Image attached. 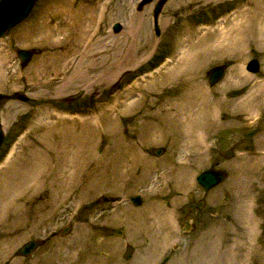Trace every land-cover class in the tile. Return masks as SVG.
I'll return each instance as SVG.
<instances>
[{
    "label": "rangeland",
    "instance_id": "1",
    "mask_svg": "<svg viewBox=\"0 0 264 264\" xmlns=\"http://www.w3.org/2000/svg\"><path fill=\"white\" fill-rule=\"evenodd\" d=\"M139 1L37 0L0 38V94L28 97L0 101V264H264V108L251 116L241 111L255 95L264 99V41L243 16L248 8L263 11L264 0H166L158 34V0ZM91 9L104 10L103 35L129 37L132 50L147 47L135 64L96 84L75 73L87 61L73 51L80 38L61 32L54 42L47 34L75 22L70 11ZM236 24L243 26L232 39L245 40L243 48L200 60L198 46L212 38L206 33L224 27L217 32L224 34ZM20 49L31 52L25 63ZM190 49V64L171 79ZM252 58L260 63L254 73L246 70ZM216 65L225 74L210 85L207 72ZM71 95L69 110L56 102L52 111V101ZM183 105L188 130L179 122ZM71 114L82 123L67 119ZM159 147L157 156L152 150ZM72 157V167L95 161L77 171L64 164ZM209 167L226 177L204 190L195 177ZM135 194L137 208L129 201ZM187 216L194 227L182 231ZM30 239L39 247L19 255Z\"/></svg>",
    "mask_w": 264,
    "mask_h": 264
},
{
    "label": "bare ground",
    "instance_id": "2",
    "mask_svg": "<svg viewBox=\"0 0 264 264\" xmlns=\"http://www.w3.org/2000/svg\"><path fill=\"white\" fill-rule=\"evenodd\" d=\"M13 7L17 6L20 7L21 4L17 2H13ZM20 9V8H19ZM18 10V9H17ZM244 14L243 16L246 17V22L248 24V29L251 30V32L254 29V25L257 26V31L259 33V41L263 43L264 41V10L263 11H256V9L253 8H248L246 10H243ZM242 12V13H243ZM246 12V13H245ZM74 21L73 23H68V25H58V26H53L52 31H49L47 34L52 35L50 37L53 38V41L55 42V36L57 33H64V38L70 39L71 33H75L78 38V43L74 44V49L73 51L77 53H82V55L87 58V61L82 64V62L76 67V74L82 75L83 78H93L94 77V83H99L105 81H111L114 76L121 71L125 66L127 67L128 63L134 62L136 63V56L140 52V50H143L146 47V44L141 43L136 50H132L130 48L129 43L130 39L129 37H125L124 39H119V37H116L113 33H108L106 35H103L101 33V17H104V10L102 9L101 12H97L95 9H91L87 12H83L82 14L78 15L77 12L75 13L73 10L70 11V13ZM78 19L76 20V18ZM239 16V18L242 15H235L236 19ZM6 17V15H3V18ZM245 21V20H244ZM244 24V23H243ZM243 24H236L233 26L231 29H229L227 32L224 34H219L220 31L223 30L222 27L219 28L218 31H213L211 33H206V34H212V38L209 42H205L202 45H199L200 49V60L203 62L208 59L209 57H214L218 56L219 54H224L227 52V49H235L234 47H238V49H242L245 40H241L239 37L238 40H233V36L235 33V30L238 25L243 26ZM68 26V27H67ZM245 26H247L245 24ZM78 28V30H77ZM206 29V28H205ZM255 30V29H254ZM219 32V33H217ZM206 34L204 36H206ZM233 34V36H232ZM222 35V36H220ZM223 35H225L223 37ZM220 36V37H219ZM244 37V36H243ZM242 38V37H241ZM203 40V39H201ZM212 42V43H211ZM201 43L200 41L197 43ZM143 44V45H142ZM231 46V48H230ZM226 47V48H225ZM147 48V47H146ZM198 49V50H199ZM194 51L190 49V52H186V54L183 55V60L181 59L173 68V72L171 75V79H174L175 76L178 77L181 74V71L187 64V66L190 64V59L189 57H193L192 54ZM137 54V55H136ZM218 54V55H217ZM187 57V59H186ZM208 57V58H207ZM215 58V57H214ZM83 59V58H81ZM186 59V60H185ZM72 61V60H71ZM68 62V63H71ZM180 63L182 65H180ZM84 65V66H83ZM183 66L180 67L181 69L177 68L178 66ZM247 66V65H246ZM84 69L83 71H80ZM182 75V74H181ZM92 80V79H90ZM87 81V80H85ZM147 84L149 83L148 81L146 82ZM92 84V82H91ZM90 84V85H91ZM92 84V85H93ZM137 86V85H136ZM148 86V85H147ZM256 93H254L255 95ZM253 95V96H254ZM143 95L141 94L140 98H142ZM256 103L250 102V100L245 103L241 107L242 115L244 116H251L255 110L260 111V109L264 108V104H259V103H264V99L260 95H255L253 98ZM251 103V104H248ZM185 108H187V105H183L181 109H179L178 113L183 117L181 121L182 126H184V129L188 130V122H189V115L185 112ZM73 118L74 120L78 121L79 123H82V117L78 115H67V119ZM258 120L257 115L252 116V121ZM75 123V122H73ZM92 123L95 125V121H92ZM262 145L264 148V137L262 139ZM14 148V147H13ZM79 155V154H78ZM82 158V155L80 156ZM79 158V157H78ZM94 159V158H92ZM102 159L98 157V160ZM72 162L68 163L67 161L64 162V164H68L70 167H72V164L75 163V157L71 158ZM90 161H95V160H88L87 162L81 159V162L83 165L79 167L77 164L76 167H72L73 169H76L78 171V168H83L85 166H89ZM67 167V166H66ZM84 169V168H83ZM80 172V171H79ZM87 175V174H86ZM78 176V175H77ZM4 197V196H3ZM2 197V198H3ZM12 198V197H11ZM171 215V214H170ZM169 216V214H168ZM169 218V217H168ZM237 251V250H236ZM241 262V261H240ZM239 262V264H240Z\"/></svg>",
    "mask_w": 264,
    "mask_h": 264
},
{
    "label": "water",
    "instance_id": "3",
    "mask_svg": "<svg viewBox=\"0 0 264 264\" xmlns=\"http://www.w3.org/2000/svg\"><path fill=\"white\" fill-rule=\"evenodd\" d=\"M37 0H0V37H2L6 32H8L10 29H12L16 24L20 23L23 21L26 16L29 14L31 11L32 7L34 6V3ZM20 3L21 6L17 7L14 6L12 3ZM166 0H158L153 8V17H154V31L156 34H158V27H157V15L158 12L160 11L162 5ZM20 8V9H19ZM18 9V10H17ZM3 15H6V17L3 18ZM120 28L119 23L114 24V29L118 30ZM38 50L35 49V52ZM17 54L20 58V61L22 63H25L28 61L30 58L31 52L28 50L20 49L17 51ZM260 68V63L258 59L252 58L247 66L246 70L250 72H257ZM226 67L224 65H216L212 68L209 69L207 72V80L210 85H214L223 78L225 74ZM241 93V89L239 90H232L230 91L229 95L230 96H236ZM15 98L25 101L27 100V96L22 94L21 92H14ZM7 96L6 95H1L0 96V101L6 100ZM2 139V127L0 126V142ZM162 152L161 148H157L153 150V153L156 155H159ZM227 155H230V153H227ZM226 177V174L221 171V170H214V169H207L201 172L197 177L196 181L204 188V189H210L216 185H218L220 182H222ZM131 200L134 204H139L140 202V197L138 195L132 196ZM70 229V226H66L62 229L61 234L65 235ZM116 234H121V231L116 229L115 230ZM39 241L37 240H30L26 242L25 244L22 245L18 249V254L26 256L32 253L38 246H39ZM130 252V250H128ZM129 254H126V257H128Z\"/></svg>",
    "mask_w": 264,
    "mask_h": 264
},
{
    "label": "flooded vegetation",
    "instance_id": "4",
    "mask_svg": "<svg viewBox=\"0 0 264 264\" xmlns=\"http://www.w3.org/2000/svg\"><path fill=\"white\" fill-rule=\"evenodd\" d=\"M143 0H140L139 2H142ZM1 95H3V94H0V96ZM4 95H6L7 96V98H6V101L7 100H10V99H14L16 96H15V94H14V91L12 92V93H10V94H4ZM77 95V94H76ZM76 95H71L72 97H68V98H64V99H62L61 101H52V109H54V110H52L54 113H56L55 111V107H57L56 106V102H60V104L58 105L59 106V109L61 110V109H63V108H68V110L71 108L70 106H69V104H70V102H72V100H70V99H72L73 97H75ZM78 98H80V97H78ZM28 100V99H27ZM26 100V101H27ZM64 104H66V105H64ZM67 106V107H66ZM70 107V108H69ZM81 109H82V107H80ZM77 112V111H76ZM74 113H75V111H74ZM153 151V150H152ZM209 168H211V167H209ZM212 169H214V168H212ZM129 177H130V175H129ZM202 187V186H201ZM203 188V187H202ZM204 189V188H203ZM205 190V189H204ZM210 190V189H209ZM136 195V194H135ZM133 196V195H132ZM132 196H130L129 197V201L130 202H132L131 201V197ZM187 197H188V201H187V203L186 204H188V208L189 209H191V206L189 205V203L191 202V203H193L194 202V195H192V194H188L187 195ZM105 200H107V199H105ZM142 204V202H141V196H140V202H139V205H136V207L135 208H137V207H139L140 205ZM201 204H202V200H199V201H197V206L198 207H201ZM137 219V217L135 218V220ZM194 222H195V218L194 217H189V216H187L186 218H185V222L184 223H182V224H179L178 225V228L180 229V230H186V229H188L191 225V228L192 227H194ZM148 231H150L149 229H147ZM128 247V246H127ZM132 249V248H131ZM131 251V250H130ZM168 258H166V256L164 257V259H162L161 260V262L162 263H167L168 261ZM151 263V262H150ZM150 263H147V264H150ZM173 263H175V261L174 260H172L171 261V264H173Z\"/></svg>",
    "mask_w": 264,
    "mask_h": 264
}]
</instances>
